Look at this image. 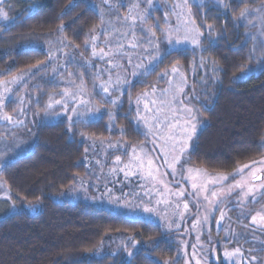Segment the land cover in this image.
<instances>
[{"label": "trees", "instance_id": "16d2710c", "mask_svg": "<svg viewBox=\"0 0 264 264\" xmlns=\"http://www.w3.org/2000/svg\"><path fill=\"white\" fill-rule=\"evenodd\" d=\"M89 0H40L31 14L20 10L13 21L0 26V79L9 78L38 61L53 38L81 46L86 33L98 22ZM228 7H195L198 24L213 25L215 46L206 42L200 56L209 64L204 85L191 81L198 115L203 121L190 142L187 162L211 173H231L239 165L261 158L264 147V72L253 71L235 80L243 65L251 64L244 44L243 27L235 23L245 8H260L264 0H225ZM64 24L63 32L57 31ZM25 43L28 49L18 47ZM260 49H257L259 53ZM193 53L174 51L166 55L147 82L148 87L166 66L180 64L187 70L197 63ZM213 61L222 71H211ZM196 69V66H194ZM50 84L43 83L44 87ZM202 104H207L205 110ZM116 123L127 142L142 141L134 128L127 101L122 102ZM106 117L76 124L69 132L63 120L35 125L34 143L21 156L0 168V183L17 207L37 205L34 213L19 210L0 217V264H179L177 247L161 228L147 220L129 219L119 213L87 204L58 201L55 196L85 172V146L78 132L94 138L113 137ZM131 239L138 243L133 246ZM159 239L158 244L146 243ZM124 244L132 250L129 256ZM115 253V255H113Z\"/></svg>", "mask_w": 264, "mask_h": 264}, {"label": "rangeland", "instance_id": "374dc122", "mask_svg": "<svg viewBox=\"0 0 264 264\" xmlns=\"http://www.w3.org/2000/svg\"><path fill=\"white\" fill-rule=\"evenodd\" d=\"M39 1L40 0H0V8L6 11L11 18L8 21L0 19V26H6L11 23L20 10L25 8L26 10L33 9ZM132 2H134V0H109V4L119 3L122 5L112 9L109 8V4L103 3V0H89L88 5L98 16V22L94 26L100 24L101 10L104 12L105 22L109 20L114 21L113 26L108 28V32L112 33V35L107 38L113 43L109 45L105 42V35L99 34L97 51H99L100 48L108 51L110 46H115V42L117 40L125 46L124 57H115V61L122 67L113 68L112 74L113 77H115V75L119 73L125 79L132 81V83L130 86L125 87L121 91L113 92L112 97L119 96L122 102L127 101V110L131 112V121L134 124L135 130L141 135L142 141L127 142L123 138V128L120 125L118 126L116 123V118L120 114L119 112L121 111L120 108L122 104L118 108H114L110 103L111 98H109V100H104L98 94L90 97L86 96V98L91 100L93 106L102 111V116L106 117L105 127L110 133H112L113 137L94 138L88 136V134L84 132H78L80 140L84 143L85 149H87V152L85 151V157L82 161L85 167V172L80 177H74L73 182L65 190H62L59 194H57L55 199L58 201L87 204L113 212L111 210V205L108 202V189L112 190L111 196L113 197H120L122 193H129V195L124 198L125 200H132L133 198L131 193L133 192L139 191L142 193L143 189L140 187L141 184H144L145 187L150 189L153 186L152 182L143 179V175L147 171V161L148 159H151L153 162V169L159 170L158 179H161L165 184H168L173 192H185V195L181 198L174 196L170 197L169 199L172 203L167 207V209L163 204L159 206L161 213L166 212L168 216L172 217L174 221L180 224L178 229L174 228L170 232L166 229L163 230L165 238L177 247V260L179 264H197V260L200 261V264H264V231L255 229V226L251 223V217L255 215L257 211L261 210V208H264V191H257L250 194L249 197L245 199L243 204V208L246 212L245 216H240V207L236 205L238 198L243 196V192L237 189L234 194L225 198L219 208L215 209L213 215L208 216L207 222L196 224L194 226V221H197L198 218H202L205 215V211L203 210L205 202L203 201L202 196L200 197V200L197 201L195 197V190L192 188V183H202L204 177L202 174H198L196 170L204 169L197 168L189 164L186 156L184 157L185 163L183 165H177L178 172L181 167L184 169L183 174H178L175 178H173L172 170L168 168L165 160L167 159L171 162L172 156L179 153H174L173 142L170 139H166V137L170 135L179 137L180 133L178 130L175 133H169L167 124H163L161 128L154 126L155 124H160L164 121L165 113H160L159 119L154 120V118L158 115L156 109L161 107L160 102L171 100L173 95L176 96L177 108L180 107L179 101L187 97L188 99L186 100V103L196 109L193 101L194 90L192 89L191 81L196 80L199 85H204L208 78L207 69L210 67L207 61L200 56L205 43L208 42L207 36L209 33L207 25L198 24V19L194 15V8L198 7L200 9L205 6L222 5H219L217 0H188V4L185 7L183 6V0H153L151 13L147 16L142 25H139L138 23L135 29V36L137 39L133 40L132 30L129 28V25H122L119 22H115L117 17L122 19L124 16L129 14V6ZM178 4L181 5V7H176ZM146 5L147 0H143V3H141V9L145 8ZM189 10L191 15L187 16L186 14ZM187 19L195 20L197 27H199V31L204 33V37L201 39L202 47H194L190 42H182L180 45H176L175 41L178 36L174 34L172 45H168L167 41H164L161 43V49L165 47L169 48L166 55L174 51H188L194 54L197 59V63H191L189 69L187 70H185L180 64L166 66L158 73V77L156 79L149 81L148 84L151 85L134 93L131 92V89L135 84H143L147 82L146 79L149 74L159 67L161 61L166 56L164 55L162 60L156 63L151 70L136 77L132 76V73L136 71L133 67L135 64L141 62L144 64L148 63L146 59H143V56L148 55V53L144 52V49L149 47V45L145 42L147 34L142 33L140 31V27H143L144 29H151L155 32L156 37L161 36V29L171 27L174 30V33L178 29L179 35L182 36L184 34V22ZM248 19L253 20V17L249 16ZM235 23L243 27L245 39L246 31L251 33L258 32V20H253V25H249L247 28L245 27L246 22L238 23L235 19ZM113 28L118 31L113 32ZM91 29H89L86 33L81 46L78 47L73 46L63 38H53L51 41L53 50L57 47H61L58 43L60 39H63L64 44L67 45L66 47L61 48V54L58 61H53L52 64H48L47 68L41 69L34 76L23 82L15 84L0 83V94L5 92V88L12 89V91L5 96V104L2 108H0V115L6 113L12 116L14 120H25L24 126H16L8 123L7 121L0 120V153H3L5 159L8 161L24 155L30 149L35 139L33 136L34 127L40 121L54 122L57 120H63L67 123L69 128L68 115H71V107H69L68 114H64L63 106L58 105L53 111L61 113V115L53 116L50 113L47 118L41 119L44 117V106L48 102L50 96L54 100H59L61 99L60 94L65 88L75 90V85H79L81 83V73H84L83 83L87 93H91L93 91V81L96 79L95 73L98 69L104 70V74L101 76V79H108V58L101 60L98 57H92L91 42H89L88 45L85 44V40L88 39ZM125 31L128 32L127 35H123ZM212 35L214 36L213 31ZM141 36H144L145 39L140 40L139 38ZM137 41L139 42V46L136 49H132L129 46L130 42L136 43ZM248 42L252 46L251 40ZM48 51L49 47L45 49L47 55ZM64 53L69 54L70 57L74 56L75 62L67 63L66 68H62L56 73V83L50 82L47 78L41 79L40 77H42L45 72L51 76L54 64L64 62ZM129 55L132 56L131 66L128 64L127 57ZM85 60H91L93 67H83L82 64ZM250 65L255 68V60H253ZM194 66H196V69ZM173 67H177L178 71L176 73L172 72ZM139 71L143 72L144 70L140 69ZM21 72L13 76H17ZM165 72L167 75H163ZM69 73H72L73 75L69 76ZM2 74L4 73L0 72V75ZM13 76L0 79V82L10 81ZM73 80L74 84L70 83ZM45 82L50 85L44 87L43 83ZM98 82L99 81H97V83ZM177 87H183V93L176 92ZM21 97H24L23 104L27 106L26 114L24 115L19 112L21 107ZM36 97L39 98V104H37L35 99H33ZM30 99L32 101L31 103H29ZM138 99L139 104H137ZM153 100L157 101L155 105L152 104ZM145 104L148 105V108L152 109L151 112L145 109ZM79 110L81 112L85 111L84 108H80ZM108 111H112L114 113V120L111 124L109 122ZM138 112L140 116L145 119H138ZM34 113H39V115H33ZM145 120H147V124L145 123ZM79 123L80 122L75 123L72 128ZM168 123H176V121L169 119ZM149 127L152 128L151 132L149 131ZM28 129H31V132H29ZM262 140H264V136ZM101 141H103V143ZM109 145H116L117 147H109ZM9 149H13V151H9ZM116 157H120V160L117 161ZM134 157H140L145 163V168L142 172L139 168L135 167V164H133L131 168L125 170L132 171L136 173V175L126 178L124 171H120V169L125 168V165L132 162ZM262 157H264V155ZM261 158L255 160L257 161V164L255 165L256 169L264 168V164L259 162ZM4 164L3 160H0V168ZM189 168L193 169L191 173L187 172V169ZM112 169H115V171H112ZM252 170L253 168L250 167L245 170L244 174L247 175ZM206 172L209 174H215L208 171ZM257 174L264 175V173L259 172ZM182 176L184 178H182ZM189 176L192 178L188 179L187 177ZM240 178V175L233 174L228 179L227 184H233ZM82 182L83 187L81 186ZM254 183L258 184L260 182L257 181ZM227 184L225 186H227ZM155 187L157 191H164L163 184H157ZM85 188L87 189L86 192L84 190ZM208 194L210 195V193ZM252 195L256 196L255 201H252ZM144 199L146 200L147 198ZM177 202L180 203L181 210H183L184 202H188L189 204V210L185 212L182 220L179 213L173 215L175 204ZM198 202L201 204V208L199 210L196 207ZM133 203H140V200H134ZM20 209H23L28 213H34L37 209V205L32 204L23 205L20 208L17 207L12 203L11 196L6 188H4L0 183V217L19 211ZM220 209L231 210L227 211V217L221 221L220 225H218L217 220L221 215ZM119 214L129 219H137L136 216L126 211H121ZM147 221H150L160 227L159 216L150 217ZM226 231L232 234H228L226 236ZM233 234H235V238ZM235 248H240L243 255L236 256L234 260L227 259L224 256L225 250L231 251ZM201 249L204 250L203 255L201 254ZM252 257H257L258 260L254 261Z\"/></svg>", "mask_w": 264, "mask_h": 264}, {"label": "snow or ice", "instance_id": "6c2138e0", "mask_svg": "<svg viewBox=\"0 0 264 264\" xmlns=\"http://www.w3.org/2000/svg\"><path fill=\"white\" fill-rule=\"evenodd\" d=\"M76 3V0H70L69 7H74ZM103 3L109 4V0H103ZM141 3H143V0H134L129 6V14L124 16L122 19L120 17H117L115 22H119L122 25L127 24L129 25V28L132 30V36L133 40H136L135 36V29L139 23V25H142L143 22L146 20L147 16L150 15L151 9L153 7V0H147V5L145 8L141 9ZM217 3L219 5H222L223 7L227 8L228 4L225 3V0H217ZM188 0H183V6H187ZM94 6V5H90ZM119 3L117 4H109V8H117L120 7ZM176 7H181V5H176ZM28 14H31L32 9L26 10ZM259 14V15H256ZM187 16H190V10L186 14ZM249 16L253 17V20L259 21V28L257 33H251L247 32L245 33L246 39L243 41L244 44H247L249 40L252 42V46L248 51V58L249 60H255L256 66L253 68L250 64L243 65L242 71L234 77L235 80H240L242 78H246L248 76L249 72L253 71H259L264 72V5L260 8H243L239 15L235 18L236 21L239 22H246L245 27L247 28L249 25H253V20L248 19ZM100 24L97 26H94L90 32L88 39L85 40V44L88 45L89 42H91L92 57H98L101 60L107 59L109 68L107 70L108 79L104 80L101 79V76L104 74V70L98 69L95 73L96 79L93 81V91L91 93L86 92V88L83 83V75L84 73H81V83L79 85H75V90H72L71 88H65L63 92L60 94L61 99L54 100L52 97H49L48 102L44 106V117L41 119L47 118L49 114L51 113L53 116H59L61 113L54 112V108L58 105L63 106V112L64 114H68L69 107H71V115H68V121H69V132L72 131V126L77 123H89L94 121L97 118L102 117L103 113L102 111L93 106L91 103V100L86 98V96L90 97L92 95H100L102 99L109 100L110 103L113 105L114 108H118L122 101L120 100L119 96L112 97L113 92L121 91L127 86H130L132 81L125 79L123 76H121L119 73L113 77L112 69L117 67H122L115 61V57L120 56L121 58L124 57V44L120 43L118 40L115 42L114 47H109L108 51H105L103 48H100L99 51H97V45L99 43V34L105 35V42L111 45L113 42L109 41L107 38L108 36L112 35V33L108 32V28L112 27L114 24V21L109 20L105 22L104 20V12L101 10L100 12ZM0 19H3L5 21L10 20L8 13L4 11L2 8H0ZM65 25L61 24L58 25L57 31L63 32ZM212 29L213 25H207L208 30V43L209 46H215L216 40L220 38L219 35L213 36L212 35ZM118 30L113 28V32H117ZM140 31L142 33L147 34V39L145 42L149 45L147 49H144L145 53H148V55L143 56V59H146L148 61L147 64L144 63H137L133 67L136 69L132 73L133 77H136L138 75H142L145 72L151 70L153 66L162 60L163 56L166 55L169 51L168 47H165L161 49V43L164 41H167L168 45H172L173 43V35H177L178 38L176 39L175 43L176 45H180L182 42H190L194 47H202L201 46V39L204 37V33L199 31V27H197L195 20L187 19L184 22V28L183 32L184 34L182 36L179 35V30L177 29L174 33V30L171 27L161 29V36L156 37L155 32H153L151 29H144L143 27H140ZM128 32L125 31L123 35H127ZM259 37V38H258ZM140 40H144L145 37L141 36L139 38ZM59 45L61 47H57L53 50L52 42L49 41V51L47 55V59L45 61H38L36 64L31 65L27 69L23 70L19 75L13 76L10 81L0 82L5 84H15L25 81L26 79L34 76L37 72H39L41 69L47 68L48 64H52L53 61H58L59 56L61 54V48L66 47L67 45L64 44V40L60 39L58 41ZM31 45L28 43H25L23 45H18V47L28 49ZM132 49H136L139 46V42L136 43L130 42L129 45ZM257 49H260L259 53H257ZM203 50V49H202ZM65 59L62 63H56L52 67V74L49 76L47 72L43 74L41 79L47 78L50 82L56 83L55 75L56 73L62 69L66 68L67 63L75 62V57H70L69 54L64 53L63 54ZM128 64L132 65V56H128ZM213 67L211 71L218 72L222 71L221 68H219L216 65V62L213 61ZM83 67H93V63L91 60H85L82 64ZM143 69V72H140L139 70ZM178 71L177 67L172 68V72L176 73ZM72 73H69V76H72ZM163 75H167L165 72ZM183 80V78H182ZM97 81H99L97 83ZM70 83L74 84V80ZM12 89L5 88V92L3 94H0V108H2L5 104V96L10 93ZM184 89L183 87H177L176 92L183 93ZM146 95V94H144ZM35 99V102L39 104V98H33ZM188 98L185 97L184 99L179 101L180 107L177 108V100L176 96L173 95L171 100L167 101H161V107L156 109L157 116L154 118V120L159 119L160 113H165L164 115V121L160 124H155L154 126L157 128H161L163 124H167L168 132L169 133H175L177 130L180 133L179 137H175L173 135H170L166 137V139H170L173 142L174 146V153L178 152L179 154H174L172 156L171 162H169L167 159L165 160V163L167 164L168 168L172 170L173 178H175L178 174H183L184 169L181 167L177 169V165H183L185 163L184 157L187 156L188 152L190 151V142L194 139V137L197 135L203 121H201L198 117V110L194 107L189 106L186 103V100ZM21 100V107L19 109V112L24 115L26 114L27 106L23 104L24 97L20 98ZM31 99L29 103H31ZM157 101L153 100L152 104H156ZM137 104H139V99L137 100ZM202 107L207 110L208 105L202 104ZM84 108L85 111L81 112L79 109ZM145 109H147L149 112L152 111V109L148 108V105L145 104ZM33 115H39V113H34ZM109 116V122L110 124L114 120V113L112 111H108ZM138 119H145L144 117H141L139 112L137 113ZM169 119L176 121V123H168ZM0 120L7 121L10 124H14L16 126H24L25 120L24 119H16L14 120L12 116L8 114L0 115ZM35 123V122H34ZM145 123L147 124V120H145ZM152 128L149 127V131L151 132ZM29 132H31V129H28ZM103 143V141H101ZM178 145V147H177ZM261 145L264 146V140L261 141ZM26 146V145H25ZM109 147H117L116 145H109ZM9 151H13V149H9ZM87 152V149H85ZM0 160H3L5 164H7L9 161L5 159V156L3 153H0ZM116 160L119 161L120 157H116ZM260 163L264 164V157L261 158L259 161ZM152 160L148 159L147 161V171L143 175V179L149 180L152 182V187L149 189L145 187L144 184H141L140 187L143 189V192H133L132 200H125L124 198L129 195V193H122L120 197H113L111 196V189H108V196H109V204L111 205V210L113 212L119 213L121 211H126L128 213H131L132 215L136 216L138 221L139 220H147L150 217H156L159 216L160 218V227L162 229L161 237L164 236V229L167 231H172L174 228L178 229L180 227V224L172 219V217L168 216L166 212L161 213L159 210V206L161 204L165 205V208L172 203V201L169 199L170 197H177L181 198L185 195V192L179 191V192H173L171 191V188L168 184H165L163 180L158 179V169H153L152 167ZM135 164V167L139 168L142 172L145 168V163L140 157H134L133 161L130 162L128 165H125V168L120 169V171H124L125 177L136 175V173L132 171H126L125 169L131 168ZM257 164V161L253 160L249 163L239 165L235 169H233L232 173H222L217 172L215 174H209L204 170L197 169L198 174L203 175V181L202 183H192V188L195 190V197L197 201L200 200V197H203V201L205 202L203 205V210L205 211V215L202 218H198L197 221H194V226L196 224L205 223L207 222L208 216L213 215L216 208H219L220 204L224 202L225 198L234 194V192L239 189L243 192V196L238 198L236 201V205L240 207V216L243 217L246 215V212L243 208V204L246 198L249 197L250 194H253L257 191H264V175L257 174L264 173V168L256 169L255 165ZM250 167L253 168L251 172H249L247 175L244 174L246 169H249ZM112 171H115V169H112ZM193 169L189 168L187 169L188 173H191ZM238 174L240 175V179L235 181L233 184H227L228 179L233 175ZM182 178H184L182 176ZM188 179H191L192 177H187ZM260 182L258 184L254 182ZM157 184H163L164 185V191L160 192L157 191L155 185ZM227 184V186H225ZM83 187V182L82 185ZM246 189V191H245ZM85 192L87 189H84ZM210 193V195L208 194ZM103 196V194H102ZM155 197V198H154ZM144 198H147L146 200ZM252 201L256 200V196H251ZM134 200H140V203H133ZM197 209L199 210L201 208V204L198 202L196 205ZM189 210V204L188 202L183 203V210H181L180 203L175 204V209L173 211V215H176V213H179V216L181 220L184 218L185 212ZM231 209H220L221 215L219 219L217 220V224L220 225L221 221H223L227 217V211ZM251 223L255 226V229H259L261 231H264V208H261V210L257 211L255 215L251 217ZM247 227V226H245ZM228 234H232L226 231V236ZM234 238H235V234ZM159 239H150L146 243L156 245L158 244ZM138 242L135 239H131V244L135 246ZM195 247V246H193ZM124 248L127 251V254L131 256L132 250L128 247L127 244H124ZM201 254H204V250L201 249ZM115 255V253H113ZM243 253L241 252L240 248H235L231 251L225 250L224 256L229 260H234L236 256H242ZM254 261H257V257H252ZM197 264H200V261L197 260Z\"/></svg>", "mask_w": 264, "mask_h": 264}]
</instances>
